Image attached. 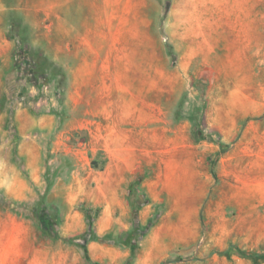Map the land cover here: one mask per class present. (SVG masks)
I'll return each mask as SVG.
<instances>
[{
  "label": "rangeland",
  "instance_id": "obj_1",
  "mask_svg": "<svg viewBox=\"0 0 264 264\" xmlns=\"http://www.w3.org/2000/svg\"><path fill=\"white\" fill-rule=\"evenodd\" d=\"M0 264H264V0H0Z\"/></svg>",
  "mask_w": 264,
  "mask_h": 264
},
{
  "label": "crops",
  "instance_id": "obj_2",
  "mask_svg": "<svg viewBox=\"0 0 264 264\" xmlns=\"http://www.w3.org/2000/svg\"><path fill=\"white\" fill-rule=\"evenodd\" d=\"M148 238L149 246H154L158 244V238L156 237V234L154 232L150 233Z\"/></svg>",
  "mask_w": 264,
  "mask_h": 264
},
{
  "label": "trees",
  "instance_id": "obj_3",
  "mask_svg": "<svg viewBox=\"0 0 264 264\" xmlns=\"http://www.w3.org/2000/svg\"><path fill=\"white\" fill-rule=\"evenodd\" d=\"M240 253L244 256H247V257H250L252 259H255L258 257V254L257 253H252V252H242L240 251Z\"/></svg>",
  "mask_w": 264,
  "mask_h": 264
}]
</instances>
